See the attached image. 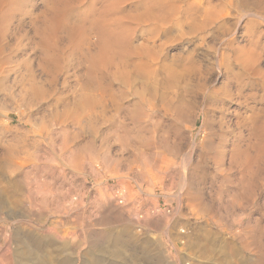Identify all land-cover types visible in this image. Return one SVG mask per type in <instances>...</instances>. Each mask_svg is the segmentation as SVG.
<instances>
[{
	"label": "clouds",
	"instance_id": "clouds-1",
	"mask_svg": "<svg viewBox=\"0 0 264 264\" xmlns=\"http://www.w3.org/2000/svg\"><path fill=\"white\" fill-rule=\"evenodd\" d=\"M13 225L47 264H264V0H0V264Z\"/></svg>",
	"mask_w": 264,
	"mask_h": 264
},
{
	"label": "rangeland",
	"instance_id": "rangeland-1",
	"mask_svg": "<svg viewBox=\"0 0 264 264\" xmlns=\"http://www.w3.org/2000/svg\"><path fill=\"white\" fill-rule=\"evenodd\" d=\"M3 214L9 220L20 215L19 212H13L11 209H7L6 211H4ZM48 243L52 242H45V244L43 245L40 244L38 242V238L33 232H29L25 229H22L18 225H13L11 232L13 264L15 263L14 259L16 254L17 255L15 260L19 261V263L17 264H47L46 260H44L42 256L43 247L46 246ZM120 243L123 244L124 242L120 241ZM102 245L103 241L100 242L99 246ZM124 246L128 247L130 251H133L135 255H140V250L138 248H135L133 245L128 244ZM67 250V248L60 249V251ZM117 255L122 256L123 253L118 251ZM58 264H73V259L65 256L61 261L58 262ZM104 264H131V261L128 258H125L124 260L105 259Z\"/></svg>",
	"mask_w": 264,
	"mask_h": 264
},
{
	"label": "bare ground",
	"instance_id": "bare-ground-1",
	"mask_svg": "<svg viewBox=\"0 0 264 264\" xmlns=\"http://www.w3.org/2000/svg\"><path fill=\"white\" fill-rule=\"evenodd\" d=\"M17 255V254H16ZM16 255H15V259H16ZM14 259V261H15V263L14 264H17V263H19V261L18 260H15ZM18 259V258H17ZM21 260V259H20Z\"/></svg>",
	"mask_w": 264,
	"mask_h": 264
}]
</instances>
